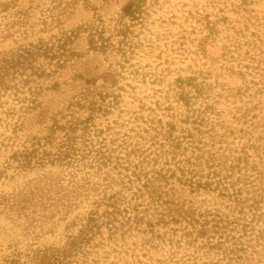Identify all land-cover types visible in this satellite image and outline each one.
Returning a JSON list of instances; mask_svg holds the SVG:
<instances>
[{
	"label": "rangeland",
	"instance_id": "obj_1",
	"mask_svg": "<svg viewBox=\"0 0 264 264\" xmlns=\"http://www.w3.org/2000/svg\"><path fill=\"white\" fill-rule=\"evenodd\" d=\"M99 20L105 52L89 42ZM63 32L60 68L41 56L44 74L0 87V264L64 248L115 194L120 220L64 262L264 264V0H0V57ZM71 121L89 128L80 162L12 164ZM187 160L222 163L242 204L177 180Z\"/></svg>",
	"mask_w": 264,
	"mask_h": 264
},
{
	"label": "trees",
	"instance_id": "obj_2",
	"mask_svg": "<svg viewBox=\"0 0 264 264\" xmlns=\"http://www.w3.org/2000/svg\"><path fill=\"white\" fill-rule=\"evenodd\" d=\"M137 6L138 4L135 3L131 11L135 12ZM88 29L91 49L105 52L115 46L112 41L113 36L107 35V28L104 26L103 20H99L97 25H90ZM117 32L121 33L122 29H117ZM72 39L73 32H63L52 43H45L43 41L35 44L30 43L28 46H20L15 50L4 53L0 57V87L8 90L9 85L6 82L15 75H22L23 71L31 70L34 75L44 74V70L39 71L34 65L36 60L41 56L54 61L55 66L60 68L67 61V57L73 55L69 47ZM14 89L18 90L17 87H14ZM83 123L84 121H71L66 125L56 124L55 129L61 130L64 133L63 138L59 139V141L56 140V132L53 130L50 135L45 137L33 136L29 142V146L13 152L10 157L12 164H15L19 169H28L34 166H42L46 163L57 162L70 165L80 162L82 158L89 155V139L86 137L89 128L87 126L81 128L80 126ZM79 131H82L81 135L78 133ZM80 140L83 147L79 146ZM97 152V155H101V151L97 150ZM187 162L192 167L189 166L188 170L181 169V176H177V180L187 182L193 188H217L226 193L230 198H233L236 204L241 203L240 189L232 187L231 190L230 183L226 180L228 176L224 172L225 169L222 163L217 164L215 161L208 160H201L199 164L188 160ZM196 167L199 169H194ZM204 168H208V171L205 172L206 169ZM2 176L3 172L0 169V180ZM104 201L106 209L101 214L90 213L79 237L73 238L62 249L45 248L37 251L33 255V262L35 264H68L64 261L72 256V253L79 248V244L88 241L90 235L100 230L103 223L115 226V222L120 220L119 215L123 211L120 209V204L124 202V199L121 194H115L105 198ZM219 218L222 219L220 216ZM215 222L217 223L216 228H220L218 224H221L222 220H216ZM111 228L110 230H112ZM17 263V261H14V264Z\"/></svg>",
	"mask_w": 264,
	"mask_h": 264
}]
</instances>
